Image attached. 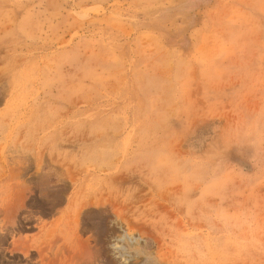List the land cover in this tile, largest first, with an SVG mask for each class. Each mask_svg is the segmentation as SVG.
Masks as SVG:
<instances>
[{
    "label": "rangeland",
    "instance_id": "1",
    "mask_svg": "<svg viewBox=\"0 0 264 264\" xmlns=\"http://www.w3.org/2000/svg\"><path fill=\"white\" fill-rule=\"evenodd\" d=\"M0 185V264H264V0H0Z\"/></svg>",
    "mask_w": 264,
    "mask_h": 264
},
{
    "label": "bare ground",
    "instance_id": "2",
    "mask_svg": "<svg viewBox=\"0 0 264 264\" xmlns=\"http://www.w3.org/2000/svg\"><path fill=\"white\" fill-rule=\"evenodd\" d=\"M0 187H1V185H0ZM1 189V188H0ZM0 192H1V190H0ZM44 228V227H43Z\"/></svg>",
    "mask_w": 264,
    "mask_h": 264
}]
</instances>
